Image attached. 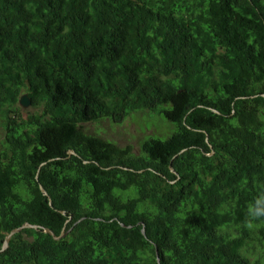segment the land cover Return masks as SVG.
Returning a JSON list of instances; mask_svg holds the SVG:
<instances>
[{"label": "trees", "instance_id": "obj_1", "mask_svg": "<svg viewBox=\"0 0 264 264\" xmlns=\"http://www.w3.org/2000/svg\"><path fill=\"white\" fill-rule=\"evenodd\" d=\"M0 122V264H264V0H0Z\"/></svg>", "mask_w": 264, "mask_h": 264}, {"label": "rangeland", "instance_id": "obj_2", "mask_svg": "<svg viewBox=\"0 0 264 264\" xmlns=\"http://www.w3.org/2000/svg\"><path fill=\"white\" fill-rule=\"evenodd\" d=\"M19 109L23 115L32 113L36 110L31 104L28 107H24L20 104ZM168 123L164 114L141 110L131 113L120 122L113 121L110 118H104L98 122L86 123L84 126L86 131L90 133L111 139L120 146L130 145L134 152L139 153L140 142L149 135L166 138L173 133L174 127ZM3 138V126L0 122V140ZM115 194L122 200L132 199L136 196L134 188L115 189ZM259 236L262 238V241L260 242V240H257L255 244L257 254L263 252L261 249L264 248L263 234Z\"/></svg>", "mask_w": 264, "mask_h": 264}, {"label": "water", "instance_id": "obj_3", "mask_svg": "<svg viewBox=\"0 0 264 264\" xmlns=\"http://www.w3.org/2000/svg\"><path fill=\"white\" fill-rule=\"evenodd\" d=\"M19 102L22 106L24 107H28L31 102H30V99L29 97L27 96V94H24L20 97L19 99ZM69 154H76L74 150H69L68 151ZM87 162V161H85ZM171 170L177 174V172L174 170L173 167H171ZM40 189L41 191L47 195V192L45 190V188L40 184ZM49 201H50V204L52 205V201L51 199L49 198ZM64 213V211H62ZM70 219L67 220V222L69 221ZM82 220V219H80ZM79 220V221H80ZM25 228H33V229H37V230H42L48 234H51L53 236V238L55 240H59L60 238L64 237L66 235V232L63 230L59 235H57L52 229L48 228V227H44V226H41V225H37V224H31L29 222H25L23 225L17 227V228H14L12 229L4 238V241H3V244H2V247L0 248V252H3L5 251L8 247H9V244H10V241L12 239V237L18 233V232H21L23 229ZM143 234L145 235V230L143 228L142 230ZM158 262H160V258H159V255H158Z\"/></svg>", "mask_w": 264, "mask_h": 264}, {"label": "clouds", "instance_id": "obj_4", "mask_svg": "<svg viewBox=\"0 0 264 264\" xmlns=\"http://www.w3.org/2000/svg\"><path fill=\"white\" fill-rule=\"evenodd\" d=\"M249 226L253 221H258L264 218V194L255 198L254 202L248 207Z\"/></svg>", "mask_w": 264, "mask_h": 264}]
</instances>
